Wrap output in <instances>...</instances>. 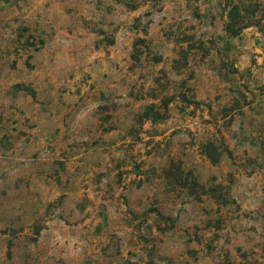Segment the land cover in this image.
<instances>
[{"label":"rangeland","instance_id":"374dc122","mask_svg":"<svg viewBox=\"0 0 264 264\" xmlns=\"http://www.w3.org/2000/svg\"><path fill=\"white\" fill-rule=\"evenodd\" d=\"M0 264H264V0H0Z\"/></svg>","mask_w":264,"mask_h":264},{"label":"trees","instance_id":"16d2710c","mask_svg":"<svg viewBox=\"0 0 264 264\" xmlns=\"http://www.w3.org/2000/svg\"><path fill=\"white\" fill-rule=\"evenodd\" d=\"M239 9V6L237 5V4H234V5H232V7H231V10H230V19L228 20V22H227V24H226V30L229 32V33H231V34H237L238 33V31H239V29L238 28H236V23H240L239 24V28L241 27H243V26H247V23L248 24H250V23H257V21H255V20H248L247 22H242V21H236L232 16V12H233V10H238ZM252 21H254V22H252ZM246 23V24H245ZM255 25H257V24H255Z\"/></svg>","mask_w":264,"mask_h":264}]
</instances>
